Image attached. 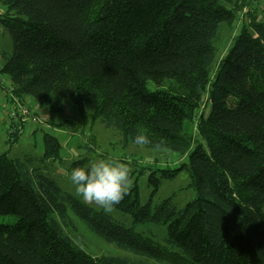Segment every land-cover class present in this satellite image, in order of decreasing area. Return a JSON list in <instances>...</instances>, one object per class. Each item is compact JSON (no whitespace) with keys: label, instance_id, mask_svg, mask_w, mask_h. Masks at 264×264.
Instances as JSON below:
<instances>
[{"label":"trees","instance_id":"trees-1","mask_svg":"<svg viewBox=\"0 0 264 264\" xmlns=\"http://www.w3.org/2000/svg\"><path fill=\"white\" fill-rule=\"evenodd\" d=\"M1 1L0 24L13 44L0 68L6 99L13 106L32 99L51 112L68 99L80 117L91 112L125 144L144 128L150 150L161 139L168 152L193 147L174 171L187 172L195 197L180 209L172 198L153 208L140 205L134 183L114 207L135 224H164L169 247L162 248L3 153L0 217L12 218L0 221V264H141L87 255L54 216L65 223L67 207L97 236L136 256L264 264V21L252 13L256 0ZM241 14L248 21L217 63L219 27ZM23 126L11 122L10 139ZM42 144L44 158H58L55 136L44 133ZM88 162L78 159L71 170ZM148 182L153 192L161 185L154 172Z\"/></svg>","mask_w":264,"mask_h":264},{"label":"rangeland","instance_id":"rangeland-1","mask_svg":"<svg viewBox=\"0 0 264 264\" xmlns=\"http://www.w3.org/2000/svg\"><path fill=\"white\" fill-rule=\"evenodd\" d=\"M4 11L5 7L0 0V17ZM252 11L257 15L258 22L264 21V0H256ZM242 16V14L239 15V18L230 26L220 25L214 42L217 63L239 34L242 24L248 21L246 16ZM12 49V39L0 24V68L4 64V56H9ZM7 86V79L1 77L0 74V155L7 153L11 158L26 162L30 167L52 179L63 192L95 210L103 209L94 204L85 203L82 197L76 194V186L70 179L71 164L78 159L88 158V164L99 158L118 159L128 163L132 168L133 184L137 185L140 205L150 203L154 208L162 200L172 198L173 204L180 209L194 199L195 193L192 188L188 187L190 181L187 172L174 171L182 163L187 162L188 154L193 147L181 155L168 151L153 152L145 146L137 147L132 143L125 144L117 131L106 128L98 119L93 120L91 112H87L85 118L80 117L77 107L68 99L61 104V112H51L46 108H34V100L28 99V107L35 111L39 119L34 125H26L16 140L10 139L11 121L8 113L13 104L7 100L8 98L6 99ZM204 102L200 111L205 112L206 116L209 107L205 109ZM44 133H49L57 138L60 144L58 158L46 159L43 157L42 136ZM152 172L161 180V185L156 192H153V187L148 182ZM165 172H171L167 174L175 176L173 178L166 177ZM107 214L115 222L131 229L141 238L150 240L154 245L162 248L169 247L165 242L166 226L164 224L151 222L135 224L129 214L116 209ZM54 216L73 243L91 257L127 258L141 264H171L169 260L157 261L149 257L136 256L129 250L119 248L115 243L105 241L89 230L69 207H67L65 223L59 220L57 215ZM3 218L11 219L12 217H0V221Z\"/></svg>","mask_w":264,"mask_h":264},{"label":"clouds","instance_id":"clouds-1","mask_svg":"<svg viewBox=\"0 0 264 264\" xmlns=\"http://www.w3.org/2000/svg\"><path fill=\"white\" fill-rule=\"evenodd\" d=\"M137 147H144L153 142L149 139L148 130L141 128L133 139ZM167 150L164 139L156 142L153 152ZM75 192L88 204H94L110 213L128 195L132 188V168L118 159L99 158L91 161L86 167L73 168L70 174Z\"/></svg>","mask_w":264,"mask_h":264},{"label":"built area","instance_id":"built-area-1","mask_svg":"<svg viewBox=\"0 0 264 264\" xmlns=\"http://www.w3.org/2000/svg\"><path fill=\"white\" fill-rule=\"evenodd\" d=\"M9 120L16 125L23 124V128L26 125H34L37 123V116L34 114V110L30 109L28 106L21 105L19 102L15 103L8 113Z\"/></svg>","mask_w":264,"mask_h":264},{"label":"crops","instance_id":"crops-1","mask_svg":"<svg viewBox=\"0 0 264 264\" xmlns=\"http://www.w3.org/2000/svg\"><path fill=\"white\" fill-rule=\"evenodd\" d=\"M37 107H38V106L35 104V105H34V108H37Z\"/></svg>","mask_w":264,"mask_h":264}]
</instances>
